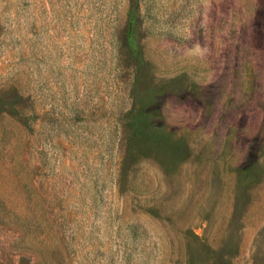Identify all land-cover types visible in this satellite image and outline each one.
<instances>
[{"label": "rangeland", "instance_id": "374dc122", "mask_svg": "<svg viewBox=\"0 0 264 264\" xmlns=\"http://www.w3.org/2000/svg\"><path fill=\"white\" fill-rule=\"evenodd\" d=\"M0 264H264V0H0Z\"/></svg>", "mask_w": 264, "mask_h": 264}, {"label": "trees", "instance_id": "16d2710c", "mask_svg": "<svg viewBox=\"0 0 264 264\" xmlns=\"http://www.w3.org/2000/svg\"><path fill=\"white\" fill-rule=\"evenodd\" d=\"M130 26H131V24H130Z\"/></svg>", "mask_w": 264, "mask_h": 264}]
</instances>
